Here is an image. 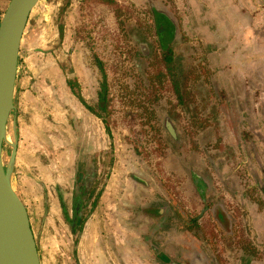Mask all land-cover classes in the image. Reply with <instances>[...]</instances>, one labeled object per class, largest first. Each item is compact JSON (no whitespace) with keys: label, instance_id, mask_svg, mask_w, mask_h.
<instances>
[{"label":"crops","instance_id":"0c3cea01","mask_svg":"<svg viewBox=\"0 0 264 264\" xmlns=\"http://www.w3.org/2000/svg\"><path fill=\"white\" fill-rule=\"evenodd\" d=\"M75 1L71 0L61 21L54 13L50 22L45 19L42 25L32 24L31 19L22 40L20 60L26 54L27 75L13 115L18 141L15 182L29 211L31 206V225L41 264H158L142 240L145 226H137L136 221L139 206L157 207L155 202H148L152 201V193L161 196L162 188L154 183L144 187L133 181L130 176L137 172L133 164L124 165L121 159L122 168L113 171L93 216L86 213L80 225L74 221L75 211L70 203L69 215L63 217L54 195L47 201L42 197L40 182L48 188L54 185L62 191L68 188L67 177L62 176V180L58 177L56 181L50 178V171L59 169L49 134L55 108L60 104L66 114L70 107H75L77 114L84 113L81 100L67 85L64 73L67 62L80 84L82 97L87 100L76 63L66 51L68 36L59 41L60 25L64 24L66 34ZM174 1L179 11L185 10V33L193 34L197 41L195 63L185 64L184 54L181 62L188 70L193 66L209 71L206 75L209 78L196 71L194 94L201 99L200 110L203 113L204 103L207 109L210 103L212 113L227 117L213 122L210 129H215L213 132L219 136L220 129L227 131L225 136L221 135V143L225 140L228 150L242 157L243 164L258 176L257 183L264 194V0ZM64 93L72 96L83 111L78 112L74 103L65 105ZM205 98L210 101L206 103ZM86 117L96 121L89 115ZM89 125L95 127L98 137L105 138L98 123ZM228 185L231 189L234 183L228 180ZM260 201L258 209L264 204V196ZM263 218L264 215L257 220L262 236Z\"/></svg>","mask_w":264,"mask_h":264},{"label":"flooded vegetation","instance_id":"af4514ba","mask_svg":"<svg viewBox=\"0 0 264 264\" xmlns=\"http://www.w3.org/2000/svg\"><path fill=\"white\" fill-rule=\"evenodd\" d=\"M65 1L68 0H55L52 4L53 13L59 21L62 20V16L68 12L72 4L69 0L68 9L59 15V8L65 4ZM85 1H81V9L94 3L84 4ZM114 1L123 11V17L117 19L120 31H124L128 7L117 0ZM145 3L147 6L145 12L149 16L144 23V26L147 25L145 27L147 38L141 34L140 39L136 36L132 52L136 57L140 56L136 75L140 79L143 78L146 86L150 85L151 90L156 93L154 79L156 68H153L154 73H151L150 77H146L143 71H140V67L148 65L152 69V64L155 63L157 56L163 57L168 52L167 48L177 54L182 44L179 34L181 31L179 20L170 0H145ZM99 4L110 7L105 2ZM134 22V25L131 26L133 31L139 27L138 20ZM64 30V24L60 25V42L65 40ZM154 40L158 47L157 53L153 49ZM62 57L66 59V55H62ZM179 64H181L179 71L182 70V74L178 76V81L181 84L182 78L185 79L184 77L189 71L187 72L188 69L186 70L182 62L179 61ZM97 67L103 80L94 94L90 95L87 100L83 98V102L80 101L84 113L77 114L75 107L68 109V127L71 136L67 142L70 163L65 169L68 188L62 191L58 186L54 185L52 188H48L44 183H39L45 201L50 195H54L58 199L63 217H68V204L72 205L73 211H75L74 221L79 225L86 213L93 216L113 171L122 168L121 159L123 160V157H118V161H115L114 153H110L106 147H102L105 138H101L100 135L98 137L95 127L89 125L98 123L99 127H102V132L109 136L112 134L111 124L114 122L111 116L107 74L103 63L97 62ZM192 67L190 69H194L195 78L196 70ZM25 75H27V71H25ZM165 83L172 84V80L167 78ZM181 95L182 102L178 99L177 107L174 109L175 114L173 115L176 118L168 121V114L171 112L162 107L161 112H166L167 115L164 116L162 127L156 129L166 132L172 143L178 147L183 145L184 140L180 130L175 128L174 120H179L180 116L177 113L179 115L183 111L185 113V105L190 104L184 90L181 91ZM154 113L152 111V117H154ZM87 115L96 121H92V118L88 119ZM191 120H197V117L191 118ZM86 121L88 122L86 123ZM171 125L178 133L180 143L171 136ZM190 126L194 129L197 127L194 123ZM167 145L170 146V143L168 142ZM213 147L200 153V158L194 161H187V158L179 156L178 170H174L175 174L176 171H179V174H170L171 181L150 168L149 162L146 164V169L144 166H138L139 162L138 165H134L137 172H132L133 174L130 176L133 181L144 187H150L154 183L162 188L161 196L152 193V201L149 199L148 202V204L155 202L157 207L139 206V218L136 221L139 223L137 226H145L142 240L158 264H264V236H262V230L257 221L262 216L260 214L264 215V210L255 213L256 210H260L256 205H259L260 198L264 196L257 183L258 176L253 174L246 165L236 164L238 159L231 149L229 150L231 154L228 152L229 154L218 155V151L216 152ZM127 152L133 153L132 150ZM134 155L139 156L137 152ZM175 155L177 154L175 153ZM52 158L54 159V157ZM228 180L234 183L231 189ZM260 205L262 206V203ZM27 210L31 221L30 211L28 208ZM239 219H244L243 235H240V232L236 234V228L240 224Z\"/></svg>","mask_w":264,"mask_h":264},{"label":"rangeland","instance_id":"374dc122","mask_svg":"<svg viewBox=\"0 0 264 264\" xmlns=\"http://www.w3.org/2000/svg\"><path fill=\"white\" fill-rule=\"evenodd\" d=\"M81 1L76 0L73 2L74 7L71 9L69 16L67 15L70 23L67 27V33L65 34V38L68 36V41L65 43L66 51L69 52L71 58H73L76 63L77 75L81 83L83 94L87 99L98 90L103 80L102 74L97 67V62H101L105 66L107 86L111 100V116L114 123L111 124L112 134L110 136L108 134H105L106 136L103 134L105 136L103 147H106L107 151H110V153H114L116 156L115 161H118V157L122 156L124 165L127 163L138 165L139 162L138 166H144L145 169L147 162H149L148 166L150 168L156 170L160 176H165L167 180L171 181L170 174H179V171H176V174L174 172V170H178L179 167V156L187 158V161H194L200 158V153H204L206 149L213 146L215 151H218V155L231 154V151L228 150L229 146L227 142L224 140L221 143V135L225 136L227 131L220 129L218 131L220 132L219 136L218 133L213 132L215 129H210L213 122L216 124L217 121H223L227 117L220 113H212L211 104L208 103L210 101L209 98H205V102L208 103L207 106L209 108H205L206 104L203 102L205 107H203V113L201 112V99L195 97L194 81L187 82V79L182 78L181 91L184 90V92L189 94L188 97L190 100L188 99V101H190V104L185 105V113L184 111L181 112L180 115L177 113V115L180 116L179 120H174L175 128L180 130V134L183 137V145L180 147L176 146L172 143L171 139H169L170 137L166 132L163 130H156L162 127L164 116L167 115L166 112H161V110H163L162 107L169 109L166 111L171 112L168 114V121L172 118H176L173 114H175L174 109L177 107L176 103L178 102V97L171 83H165L164 89L162 88L154 93L150 85L146 86L142 80L143 78L140 79L139 76L136 75V73H138L136 68L137 65L139 66L140 56L136 57V55H133V41L136 36L140 39V34L147 38L145 32V27L147 25L144 26V23L149 16L145 12L147 10L145 0H117L125 7H128V12L125 16L126 27L124 31H120L118 19L114 15L113 8L99 3H93L81 9ZM9 2L10 0H0V20ZM54 2L55 0L41 1L32 15V24L36 22V24L42 25L45 19H48L47 21L50 22L49 19L54 12L52 6ZM170 2L179 20L181 31L179 34L182 44L177 54H181V56L184 54L186 57L185 64L188 61V63L194 64L196 60L194 52L197 41L193 34H186L184 31L183 16L185 10L179 11L176 2L174 0H170ZM136 20H138L139 27L133 31L131 26L134 25V21ZM32 24H30V27ZM25 39L22 47L24 53L27 51V38ZM153 43H155L153 49L157 53L158 47L155 40ZM58 54L61 55L62 52L60 53L58 51ZM25 56L26 54H22L20 60L17 97H19L21 89H23V80L26 71V63L24 62ZM153 68L154 67L150 69L147 65V67H140V71H143L146 77H150L151 73H154ZM195 70L201 72H199L198 75L209 78V76H206L209 72H206L207 69L200 70L195 68ZM188 74L189 73H187V75ZM190 78L193 79L194 74H191ZM62 102H64L65 105L68 103L69 106L74 103V106L78 107V112L83 111V109L79 107V103L76 100L73 101L72 96L66 93L63 95ZM159 108L161 109L158 110ZM152 111L155 112L154 117H152ZM54 114V120H51L52 123L49 134L56 156L58 155L59 169L51 170L50 178L56 181L58 177H61V180L63 178L62 176L67 177L65 169H67L70 163L67 142L68 138L71 139V136L68 127V112L66 114V110L62 109L61 105L58 104L54 110ZM196 117L197 120H191V118L195 119ZM12 121L13 117L10 125V135L13 137ZM193 123L195 127L197 126L196 129L193 127L191 128L190 125H193ZM217 140L219 141L218 146ZM168 142L170 146L167 145ZM5 150V157L7 160L10 156L11 148L6 145ZM129 150H132L133 153H128L127 151ZM136 152L139 156L134 155ZM175 153L177 155H175ZM130 156L136 159H131L129 158ZM238 157L239 155L236 156L237 159ZM238 163L243 165L241 156L236 164ZM46 177L48 181L49 177ZM48 183L51 182L49 181ZM259 209V211L263 212L264 204L260 206ZM30 211L32 213L31 206ZM252 211L254 210L252 209ZM259 211L256 210L255 213ZM238 217H240V215H238ZM243 220L244 219L240 220V224L238 228H236V234L240 232V235H243Z\"/></svg>","mask_w":264,"mask_h":264},{"label":"water","instance_id":"95a60500","mask_svg":"<svg viewBox=\"0 0 264 264\" xmlns=\"http://www.w3.org/2000/svg\"><path fill=\"white\" fill-rule=\"evenodd\" d=\"M42 0H10L0 20V264H41L29 213L15 182L17 125H10L18 105L21 43L28 21ZM171 136L180 143L170 126ZM11 148L6 160L5 147Z\"/></svg>","mask_w":264,"mask_h":264},{"label":"trees","instance_id":"16d2710c","mask_svg":"<svg viewBox=\"0 0 264 264\" xmlns=\"http://www.w3.org/2000/svg\"><path fill=\"white\" fill-rule=\"evenodd\" d=\"M89 2L94 3H100L105 2L108 6L114 8L115 15L117 18L121 19L123 17V11L119 8V4L114 0H86L84 4H87ZM70 5V1H65V4L59 8V15H62L63 12H66ZM165 48H167L165 46ZM167 53L163 55V57L157 56L155 59V63L152 64L153 67L156 68V74L154 76L156 86L155 91H158L160 88L162 89L164 87V84L166 82L167 78H170L172 80V85L174 88V91L176 92V95L180 102H182V95H181V84L178 81V76L182 74V70L179 71L180 65L179 61L181 63V55L174 54L172 49L167 48ZM187 70V68H186ZM189 71V74L186 75L184 78L187 79V82L195 81V78H190L191 74H194L193 69L187 70ZM180 72V73H179ZM64 73L67 75V85L70 88V90L83 102V97L81 95V89L80 85L78 83V80L73 75L72 66L69 62L66 63V66H64ZM187 99L188 93H186ZM190 100V99H189ZM108 106V105H107Z\"/></svg>","mask_w":264,"mask_h":264}]
</instances>
